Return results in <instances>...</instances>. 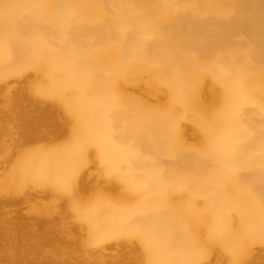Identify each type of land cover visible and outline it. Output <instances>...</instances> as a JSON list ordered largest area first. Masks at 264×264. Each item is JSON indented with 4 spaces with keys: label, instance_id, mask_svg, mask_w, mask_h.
<instances>
[{
    "label": "bare ground",
    "instance_id": "bare-ground-1",
    "mask_svg": "<svg viewBox=\"0 0 264 264\" xmlns=\"http://www.w3.org/2000/svg\"><path fill=\"white\" fill-rule=\"evenodd\" d=\"M0 264H264V0H0Z\"/></svg>",
    "mask_w": 264,
    "mask_h": 264
}]
</instances>
